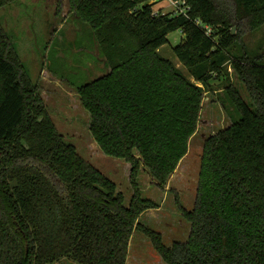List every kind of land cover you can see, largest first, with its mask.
I'll return each instance as SVG.
<instances>
[{
    "label": "trees",
    "instance_id": "16d2710c",
    "mask_svg": "<svg viewBox=\"0 0 264 264\" xmlns=\"http://www.w3.org/2000/svg\"><path fill=\"white\" fill-rule=\"evenodd\" d=\"M152 1L68 0L105 66L78 98L99 149L130 164L128 205L57 131L0 25V264H126L134 230L165 264H264V51L244 41L264 25V0H172L177 9L167 13ZM175 31L186 74L160 53ZM215 82L238 118L205 140L193 208L170 191L190 231L166 246L139 222L158 204L141 195L138 175L143 168L164 190Z\"/></svg>",
    "mask_w": 264,
    "mask_h": 264
},
{
    "label": "rangeland",
    "instance_id": "374dc122",
    "mask_svg": "<svg viewBox=\"0 0 264 264\" xmlns=\"http://www.w3.org/2000/svg\"><path fill=\"white\" fill-rule=\"evenodd\" d=\"M58 1L60 12L56 9ZM151 3L154 11L162 13L177 9L170 0H153ZM0 25L13 43L43 102H46L45 106L57 131L67 143L75 146L83 159L91 160L92 163L89 162L95 168L113 181L115 174L112 178L111 169L104 168L103 164L96 161L98 154L91 149L94 146L88 129L89 113L81 106L75 91L105 74L101 52L89 26L73 17L68 0H16L0 8ZM181 37L179 31L170 33L167 36L168 43L160 48V53L176 63L186 74V69L177 61L172 51L180 43ZM244 41L250 51H264V25L248 34ZM229 76L234 79L232 69H229ZM221 85L215 82L212 84L213 90L204 93L195 133L189 139L187 153L177 167L179 176L182 172L184 177L181 176V179L175 175L173 178V173L164 186V190L168 189L166 192L151 182L153 180L146 174V170L140 171L138 185L141 195L152 199L158 207L150 209L148 214L144 211L139 222L159 232L166 246L176 241H186L190 231V223L182 217L174 194L170 191L178 189L176 192L182 206L186 210L193 208L203 144L210 135L226 128L238 118L233 110H227L221 105ZM240 92L249 103L248 97L244 96L246 92L241 88ZM106 158L112 159L108 156ZM126 182L125 185L129 186L128 177ZM124 193L126 195L125 189ZM127 257L129 264H165L149 238L138 230H134L130 239ZM51 264L77 263L61 259Z\"/></svg>",
    "mask_w": 264,
    "mask_h": 264
},
{
    "label": "crops",
    "instance_id": "0c3cea01",
    "mask_svg": "<svg viewBox=\"0 0 264 264\" xmlns=\"http://www.w3.org/2000/svg\"><path fill=\"white\" fill-rule=\"evenodd\" d=\"M104 72H105V69H104ZM76 91V90H75ZM76 93H77V91H76ZM45 103V105H46V102H44ZM89 121H90V116H89ZM88 129H89V125H88ZM89 133H90V131H89ZM90 140H91V142H92V144H93V146L94 147H91V149L92 150H94V151H96L97 152V154H98V157H97V159H96V161L98 160V162H100L101 164H103V166H104V168H110L111 169V177L113 178V174H115V177L113 178V182L116 184V186H117V189H118V191H120L122 194H123V196H124V203L126 202V205H128V203H129V201H130V198H131V196H132V188H131V186H130V183H129V173H130V164L128 163V162H126L125 160H122V159H117V158H114V157H110V156H108V157H110V158H112L111 160L110 159H107L106 157H107V155H105L100 149H99V147L97 146V144H96V142L93 140V138H92V136H91V134H90ZM90 149V150H91ZM87 151H88V149H87ZM86 151V152H87ZM87 154V156L89 157L90 156V154L89 153H86ZM113 159H116V160H113ZM113 160V161H112ZM91 163H92V161L91 160H89ZM122 162H124V163H122ZM178 165H179V163H178ZM112 167H114V169H112ZM98 169V168H97ZM99 170V169H98ZM142 170H144L143 168H141V171ZM99 171H101V170H99ZM121 171V172H120ZM123 171L125 172V171H127V173L125 172L124 174H123ZM102 172V171H101ZM147 172V171H146ZM146 174H148V173H146ZM141 175V173H139V175H138V179H139V176ZM149 175V174H148ZM178 176L179 178H183L184 177V175L182 174V172L180 173V176H179V173H178V171H177V169L175 170V172H174V175H172V177L174 178V176ZM181 176H183V177H181ZM127 177H128V183H129V186L128 185H125V182H126V179H127ZM178 178V179H179ZM186 180V179H185ZM153 184H156L154 181H151ZM120 184V185H119ZM126 184H127V182H126ZM121 186V187H120ZM124 187V189H125V191H126V195H125V193H124V189H123V187ZM187 188V187H186ZM185 188V191L187 190ZM159 190V189H158ZM174 190H178V189H174ZM188 190H189V188H188ZM163 191H168V189H166L165 188V190H163ZM165 192H162V194H164ZM189 193V192H188ZM182 194H185V192H183ZM187 194V193H186ZM125 196H126V198H125ZM129 197V198H128ZM128 199V200H127ZM180 201H181V199H180ZM182 204V203H181ZM149 211H151V210H148V211H146V214H148L149 213ZM144 213V212H143ZM142 213V214H143ZM141 214V215H142ZM145 214V215H146ZM140 215V216H141ZM133 235V234H132ZM132 237V236H131ZM131 239V238H130ZM129 242H130V240H129ZM128 248H129V243H128ZM127 256H128V249H127ZM128 258V257H127ZM126 264H129L128 263V259H126Z\"/></svg>",
    "mask_w": 264,
    "mask_h": 264
},
{
    "label": "water",
    "instance_id": "95a60500",
    "mask_svg": "<svg viewBox=\"0 0 264 264\" xmlns=\"http://www.w3.org/2000/svg\"><path fill=\"white\" fill-rule=\"evenodd\" d=\"M234 30H235V28L232 29V32H234ZM100 77H101V76H100ZM202 151H203V149H202ZM185 155H186V154H185ZM183 157H184V156H183ZM201 158H202V153L200 154V161H201ZM180 161H181V160H180ZM180 161H179V162H180ZM177 167H178V165H177ZM177 167H176V169H177ZM176 169H175V170H176ZM175 170H174V172H175ZM199 170H200V164H199ZM174 172H173V173H174ZM198 175H199V171H198V173H197V182H196V186H195V188H194V189H195V193H196V190H197ZM195 195H196V194H195ZM193 205H194V204H193Z\"/></svg>",
    "mask_w": 264,
    "mask_h": 264
},
{
    "label": "built area",
    "instance_id": "2783aa9c",
    "mask_svg": "<svg viewBox=\"0 0 264 264\" xmlns=\"http://www.w3.org/2000/svg\"><path fill=\"white\" fill-rule=\"evenodd\" d=\"M175 6H178V3L175 1L170 0Z\"/></svg>",
    "mask_w": 264,
    "mask_h": 264
},
{
    "label": "flooded vegetation",
    "instance_id": "af4514ba",
    "mask_svg": "<svg viewBox=\"0 0 264 264\" xmlns=\"http://www.w3.org/2000/svg\"><path fill=\"white\" fill-rule=\"evenodd\" d=\"M189 236V235H188Z\"/></svg>",
    "mask_w": 264,
    "mask_h": 264
}]
</instances>
